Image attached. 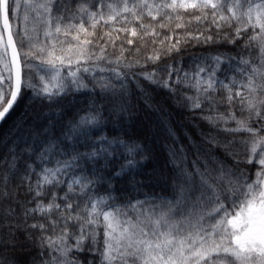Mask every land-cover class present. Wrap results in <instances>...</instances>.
I'll return each instance as SVG.
<instances>
[{"label": "snow or ice", "instance_id": "1", "mask_svg": "<svg viewBox=\"0 0 264 264\" xmlns=\"http://www.w3.org/2000/svg\"><path fill=\"white\" fill-rule=\"evenodd\" d=\"M146 18L207 27L175 43L170 30L140 59L123 44L108 54L121 33L159 36ZM189 41L240 46L161 66ZM153 87L209 129L193 123L200 143L185 133L191 155L169 129L170 198L142 192L143 146L104 132L106 112L122 116L136 92L147 104ZM75 93L93 97L84 114L52 108ZM36 103L51 111L25 127ZM21 105L0 138V252L23 237L40 264H264V0H0V124ZM114 179L134 195H114Z\"/></svg>", "mask_w": 264, "mask_h": 264}, {"label": "trees", "instance_id": "2", "mask_svg": "<svg viewBox=\"0 0 264 264\" xmlns=\"http://www.w3.org/2000/svg\"><path fill=\"white\" fill-rule=\"evenodd\" d=\"M187 19V17H186ZM145 24L151 23L152 27L156 29L159 36L148 35L143 40L136 37H131L129 34L121 33L120 40L116 42V48L114 49L109 45L107 52L110 55H119V48L121 44L129 51L125 52V57L130 59H140L142 56L151 54L154 51H158L160 40L165 36L172 35V43H175L177 36H184L186 32L196 33L197 29L203 31L207 25H199L193 23L187 25L184 29H176L175 21L169 24L166 29H161L157 22L150 21L146 18L143 21ZM123 26V25H119ZM137 31L141 32L138 25ZM130 26V27H131ZM109 26L105 25L103 28L97 27L96 36L99 37L102 32L110 31ZM213 35L215 38V30L206 33ZM117 33H113V38ZM141 35L143 33L141 32ZM127 39H132L133 44L128 45ZM155 40V44L153 43ZM101 44L104 41H100ZM168 42L165 41L166 47ZM240 42H237L236 46L228 44H204L197 43L195 41H189L187 44L181 43L179 53H173L170 58L162 57L161 66L165 63H171L174 66L178 63L182 64L184 69H188L192 63V59L200 56L215 55L217 52L224 54H237ZM139 48L140 53L137 54L135 50ZM150 98L147 104L144 98L139 92H136L130 101L132 107L125 112L122 116L113 115L109 116L105 113V120L108 121L104 128L105 134L109 136H119L122 139L136 140L143 146V155L145 157L140 165L141 175L136 177L137 180L143 181L146 185L142 189L143 193L149 195H155L157 197H171V178L173 175V168L169 163V156L171 154L169 146L174 143L170 138L169 129L173 131L175 135L179 137L180 143H182L191 155V148L188 147V140L185 138V133L189 134L193 140L200 143V136L197 134L198 129L193 127V123L198 125L199 130L208 132V125L199 119H195L193 115L185 108L177 106L171 95L163 89L149 88ZM189 94H192L191 92ZM93 97L85 93L70 94L61 100L59 104H53L52 108L57 111L69 112L68 119H71L76 112L84 114V110L89 107ZM96 102L100 105L105 104V101L96 97ZM24 105H21L3 124H0V138H3L6 133L11 129V124L16 116L24 110ZM42 111L44 113H50V109L46 104L36 103L34 104V110L30 111L27 116V125L33 123L32 117L36 115V112ZM223 111V109H221ZM199 113H197L198 115ZM21 135L27 136L26 131H22ZM5 152V148L0 146V156ZM121 161H114L113 167H115ZM249 171L254 170V165L248 166ZM116 188L113 193L116 196H133V192L130 190L126 179H114L112 181ZM140 199H143V195H139ZM0 256L14 260L15 264H33V259L36 258V264H40L38 251L30 243L26 242L23 237H20L19 244L15 248L4 249L0 252ZM47 259V256L44 257ZM81 261L86 262L88 259H95L90 257L85 252L79 255Z\"/></svg>", "mask_w": 264, "mask_h": 264}]
</instances>
